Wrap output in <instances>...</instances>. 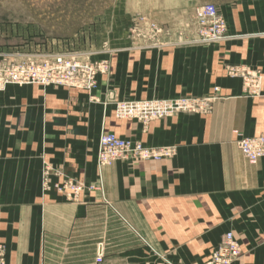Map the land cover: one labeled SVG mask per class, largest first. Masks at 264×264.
<instances>
[{"label": "crops", "instance_id": "obj_1", "mask_svg": "<svg viewBox=\"0 0 264 264\" xmlns=\"http://www.w3.org/2000/svg\"><path fill=\"white\" fill-rule=\"evenodd\" d=\"M221 11L230 36L222 43L123 45L93 54L110 61L94 89L0 92L5 264H153L151 248L176 264H205L229 231L241 246L232 264H264V158L250 161L236 145L264 135V0ZM226 65L252 71L256 84L227 75ZM213 85L221 98L205 116L177 114L145 129L114 117L117 99L201 96ZM102 132L175 155L118 160L99 174ZM67 178L85 184L73 200L60 189Z\"/></svg>", "mask_w": 264, "mask_h": 264}, {"label": "rangeland", "instance_id": "obj_2", "mask_svg": "<svg viewBox=\"0 0 264 264\" xmlns=\"http://www.w3.org/2000/svg\"><path fill=\"white\" fill-rule=\"evenodd\" d=\"M242 1L244 0H0V64L49 60L61 55L65 59L78 62L82 67L85 66L83 76L78 75V79H87L86 82L81 85H15L36 84L42 87H67L88 91L97 86V75L108 74L110 69L108 58L93 59V54L100 51L109 54L123 45L161 48L182 43H222L230 36L227 34V22L221 9L225 5ZM207 6L214 7V15L210 16L205 12ZM241 69L244 70L243 73L247 70L225 66L227 75L240 77L247 86L256 84L258 77L250 70L247 80L237 75L236 71L240 70V73ZM220 98V87L213 85L201 96L184 94L117 99L114 101L113 113L115 118L134 120L145 129L151 122L177 114L205 116L212 111L214 103ZM119 105L130 108V112L118 115ZM123 139L152 150L160 158L144 159L138 151L130 150L121 158L100 164L98 139L96 165L99 174L102 167L112 165L118 160L159 161L175 155L174 147L156 149L137 139ZM47 173L44 170L45 176ZM70 180L78 188L76 193L67 187ZM101 185L99 180L96 188L99 189ZM88 187L95 188L93 184ZM60 189L66 192L68 199L73 200L84 192L85 184L67 178ZM0 246L4 250L5 264L6 248L3 243ZM151 251L157 252L152 248Z\"/></svg>", "mask_w": 264, "mask_h": 264}, {"label": "built area", "instance_id": "obj_3", "mask_svg": "<svg viewBox=\"0 0 264 264\" xmlns=\"http://www.w3.org/2000/svg\"><path fill=\"white\" fill-rule=\"evenodd\" d=\"M205 12L210 16L214 15L215 9L213 6H207ZM49 60L41 61H25L22 63H2L0 64V90L8 84H26L39 83L42 86L54 85H81L83 79H78V75L83 76L84 67L80 66L76 61L65 59L61 55L51 57ZM237 70V75L243 76L245 80L247 75L251 74L249 70L243 73L242 69ZM77 76V77H76ZM91 78H89V81ZM130 112V108H123L119 105L118 115L121 113ZM242 155L250 161H255L264 158V135L251 137H243L236 141ZM138 151L144 159H158L159 154L152 150L142 148L139 145L132 144L130 141L120 138L112 133H101L99 136V157L100 164H105L114 158L123 157L128 151ZM67 187L74 193L78 188L70 180ZM3 248L0 246V264H4ZM156 256L154 264H175L164 255L153 252ZM241 254V246L232 232H227L222 237L216 248L212 249L205 264H232ZM103 250L101 244L96 249V262L102 260Z\"/></svg>", "mask_w": 264, "mask_h": 264}]
</instances>
